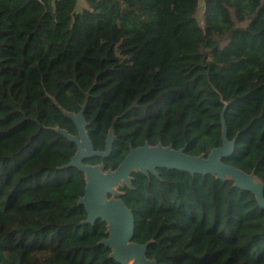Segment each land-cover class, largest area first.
I'll return each instance as SVG.
<instances>
[{
  "label": "trees",
  "instance_id": "obj_1",
  "mask_svg": "<svg viewBox=\"0 0 264 264\" xmlns=\"http://www.w3.org/2000/svg\"><path fill=\"white\" fill-rule=\"evenodd\" d=\"M0 0V264H120L107 224H83L85 176L71 163L85 119L116 170L149 143L224 163L264 184V0ZM121 188L133 241L158 264H264V209L213 176L159 169Z\"/></svg>",
  "mask_w": 264,
  "mask_h": 264
},
{
  "label": "water",
  "instance_id": "obj_2",
  "mask_svg": "<svg viewBox=\"0 0 264 264\" xmlns=\"http://www.w3.org/2000/svg\"><path fill=\"white\" fill-rule=\"evenodd\" d=\"M88 99L79 113L64 112L76 125L78 134L72 135L68 131L56 128V132L74 143L77 152L71 163L65 168L74 167L85 176V194L78 201L79 206H84L88 217L83 224H95L101 219L107 224L108 238L101 241L111 249L110 258L120 264H158L156 260L147 257V251L153 241L138 244L133 241L135 234V216L128 208L122 197L121 188L133 189L134 173L145 176L159 177V169L178 170L192 175L213 176L223 182L231 180L234 187L251 192L259 206L264 209V184L255 172L247 173L237 167L223 162L225 158L233 155L235 141L228 139V128L225 112L222 114V146L210 151L208 155L192 156L186 153V148L179 150L172 146L159 143L151 146L133 148L116 170H106L104 164H87L85 160L94 157L107 158L110 156L116 140L115 126L110 129L105 151H97L88 132V122L85 119V110Z\"/></svg>",
  "mask_w": 264,
  "mask_h": 264
},
{
  "label": "rangeland",
  "instance_id": "obj_3",
  "mask_svg": "<svg viewBox=\"0 0 264 264\" xmlns=\"http://www.w3.org/2000/svg\"><path fill=\"white\" fill-rule=\"evenodd\" d=\"M204 11H205L204 0H200V8L197 14V18L201 23H203Z\"/></svg>",
  "mask_w": 264,
  "mask_h": 264
}]
</instances>
